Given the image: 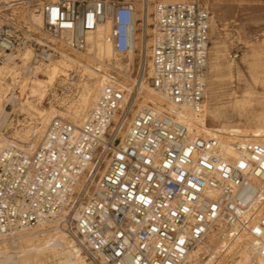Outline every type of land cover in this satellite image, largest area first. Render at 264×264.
Returning a JSON list of instances; mask_svg holds the SVG:
<instances>
[{"label": "built area", "instance_id": "2783aa9c", "mask_svg": "<svg viewBox=\"0 0 264 264\" xmlns=\"http://www.w3.org/2000/svg\"><path fill=\"white\" fill-rule=\"evenodd\" d=\"M208 1L56 0L42 12L46 30L65 35L79 52L89 34L111 22L108 39L124 56L152 18L151 86L201 115ZM32 43L0 21V63ZM147 49L145 42L141 52ZM52 55L43 50L35 59ZM141 67L144 76L145 62ZM138 92L136 84L105 83L82 124L54 117L34 150L10 145L0 152V238L63 218L96 264H187L208 232L223 225L264 259V142L193 134L175 114L136 107Z\"/></svg>", "mask_w": 264, "mask_h": 264}, {"label": "bare ground", "instance_id": "6f19581e", "mask_svg": "<svg viewBox=\"0 0 264 264\" xmlns=\"http://www.w3.org/2000/svg\"><path fill=\"white\" fill-rule=\"evenodd\" d=\"M28 1L29 0H4L0 2V9L6 8L5 10H8L14 5L17 7V4L27 3ZM10 10L12 11V9ZM29 10L30 9H28V11ZM40 11L41 10L34 9L33 12H29L27 19L29 20L30 27L37 32H41L44 25L42 13ZM20 17L21 16H19V18ZM136 17H138V15ZM148 23H150V18L148 19ZM148 23L147 26L143 27L144 32H141L143 37L138 32H135L134 49L131 53L126 55V57L132 56L134 60L136 53H139L137 50L141 46L140 38L142 43L145 44V36L148 34ZM214 27V19H211L210 34L214 31ZM138 29L139 25H136L135 30L137 31ZM111 30L112 25L109 21L100 25L96 31L88 35L87 48L84 51H80L77 55L68 51L66 47L68 43H66L65 35H61L59 38L56 35L53 36L50 41L53 43H60V48L58 47L59 50H57L58 58H49L47 60L48 62L46 61L47 63L41 62L34 66L35 73L30 77H22L20 75L17 63L14 59H11L13 54H10L7 57L8 61L4 62L3 65L0 64V125H4L7 122L10 114L4 109V100L6 99V101L10 103L16 104L18 99L15 95L16 93H12V95L9 96L12 84L20 89L19 91L22 95H25L27 92L26 89H29L30 94L28 95V99L29 97H36L42 102L45 100L48 91H52L57 81H61L60 83H62V85L63 83L68 84L69 71H72L73 67L80 69L81 79L78 83L73 82L66 85L65 90L63 89L64 91L61 92V95L65 94L64 97L66 96V99L69 97L68 101H66L64 97H60V100L63 101L62 106L65 108V112L56 110L52 105H50L48 109H41L38 111L40 120L36 127L38 128L37 132H41L52 117L67 118L75 125L82 124L99 95L104 82L109 80L106 69H123L129 66V63H124L120 58L116 57L113 43L108 39ZM35 34L37 33L35 32ZM42 41L43 39L41 42ZM110 54L111 56L109 57ZM19 57H21L23 64H26V61H29L31 57V49H25ZM243 60L247 63L251 71L253 83L264 88V76H261L264 72V40L260 41L258 45L252 46L249 50V54ZM107 61H109V63ZM235 67L238 68V65L230 63L226 67L225 76H231ZM103 69L105 72H102ZM29 70L30 69L27 67V72H29ZM120 73L122 74V72ZM39 75L43 77L41 78ZM123 75L128 81L133 82V86L135 84L139 86V92L135 98V104L138 108L150 104L154 105L170 114H175L178 120L188 125L190 132L193 134H200L205 137H219L224 143H229L236 138L264 142V90L253 88L246 92L244 100H236L234 104H228L240 113L247 111L248 108H252L255 104L261 105L263 111H258L261 112L258 116L256 114L259 125L255 128L233 126V124H228L223 118L225 108L220 104L219 84L222 82L221 80L223 79L224 73L221 63V51L218 45L211 46L209 49L208 92L204 105V112L201 115L195 114L185 108L179 109L178 106L169 102L165 96L148 84L143 74L139 80L125 74ZM7 78L11 79V83H9ZM73 84H77L76 88H73ZM15 86L12 87L14 88ZM28 99H26V103H29ZM208 119H211L213 123H218V125L210 126L208 124ZM29 136L30 134L27 132L26 139H28ZM9 143L10 141L0 140V152L3 148L7 147ZM53 230L45 228L44 225H42L40 228L33 230L32 233H27L18 237L22 238L23 241L11 239V241L16 242V244L11 243L10 248L13 254L8 253V251L0 253V264H81V253H79V250L74 252L69 248L66 243L65 234L62 231H56L53 234L47 235L48 232ZM225 231L223 225L212 228L206 235L205 240L189 255L187 264H264L263 258L253 256L251 252L252 249L249 248V244L246 241L247 239L245 240L242 236L234 240L230 239ZM2 242L5 243L6 239ZM2 248L3 247H1L0 250ZM204 253L208 254L206 260L201 257ZM229 256H237L238 259L232 260L229 259ZM253 261L254 263H252Z\"/></svg>", "mask_w": 264, "mask_h": 264}, {"label": "rangeland", "instance_id": "374dc122", "mask_svg": "<svg viewBox=\"0 0 264 264\" xmlns=\"http://www.w3.org/2000/svg\"><path fill=\"white\" fill-rule=\"evenodd\" d=\"M3 1L4 0H0V2H3ZM52 1H56V0H29L27 3L17 4V7L16 5L12 6V8H10L12 9V11L10 9L5 10L6 8L0 9V21L8 22L12 24L19 33L27 36L33 41L31 45L25 48V49H31V57L29 61H26V64H23L21 57H19L21 53L25 51V49L14 51L12 53L13 56H11L12 57L11 59H14V61L17 63L18 72H20V75L22 77L33 76L35 73L34 66L40 64L41 62L43 63L48 62L45 59L36 60L35 56L37 52L39 53V52H42L43 50H46L48 52L53 53L54 56L52 55L51 58H54V59L58 58L57 50H59L60 48V43H53L52 41H50V39L55 35L52 34L51 36V33L46 30L45 25H43L41 32L35 31L34 29L30 27L29 20H27L28 13L33 12L34 9H38V10H41L40 12L42 13V20L44 24V16H43L42 8L44 4L48 2H52ZM206 5L208 6L211 12V17L212 19H214V24H215L214 31L211 32L210 34L209 49L211 46L218 45L221 51V63L223 67L224 76H223V79L221 80L222 82H220L219 84V90H220L219 97H220L221 106L225 108L223 118L226 120L228 124L230 125L233 124V126H240L242 128H255L257 125H259L256 114L258 116L261 113L258 111H263V107L261 105L255 104L252 108H248L247 111L242 112V113H240L238 110H235L233 107H230L229 105L234 104L236 100H240V101L241 99L244 100L246 92L253 88H258V89L260 88V90L262 91L264 90L263 87L259 85H255L253 83L251 71L247 63L243 60L249 54V50L252 46L258 45L260 41L264 40V0H209L206 3ZM28 9L30 10L28 11ZM19 16L21 17L19 18ZM138 17H140V15ZM8 18H9V21H8ZM148 24H149L148 34L145 36V42H147V46H148L146 54L145 52L143 53L141 52L142 46H143L141 38H140L141 46L137 50V52L139 53H136L134 60L132 56L126 57L124 55H120L114 52L116 57L120 58L124 63H129V66L123 69L107 68L106 73L109 77L108 78L109 80H106L104 84L115 81L116 83H120L124 85L127 89H132L133 82L128 81L124 77L123 74L131 76L132 78L134 77V79L139 80L142 75L141 66L143 65L142 63L145 62L146 64H145L144 78L148 81V84L151 85L150 79H149L150 74H151L150 72L151 64H150V59H149V56H150L149 46L151 45V36H152V27H151L152 18H150V23ZM140 29L141 27L139 25L138 30ZM35 32L37 34H35ZM141 32H138V33L143 37ZM254 36H256L257 38L255 39ZM42 39L43 41L41 42ZM66 43H68L67 40H66ZM66 47L68 48L69 52L76 54V55L79 54V51H75L71 49L68 45ZM237 51H240L239 56L237 58H234L233 55ZM211 53H210V57H211ZM110 56L111 54L109 55V57ZM132 60H133V63H132ZM7 61L8 59L4 60L0 64L3 65V63ZM107 62L109 63V61ZM230 63L238 65V68L236 67L234 68L231 76H225L226 67ZM27 67H32L33 71L29 70V72H27ZM112 69H115V70H112ZM119 71L122 72V74ZM102 72H105V70L103 69ZM69 73L70 75L68 77V84L63 83L62 85V83H60L61 81L60 82L57 81L54 84L52 91H48L45 100H43L42 102H40L36 97H29L28 99V95L30 94L29 89H26L27 92L25 93V95H22L21 92L19 91L20 89L12 84L11 89L9 91V96L12 95V93L14 94L16 93L15 95L18 99H17L16 104H12L9 101H6V99L4 100V109L7 110L10 114H9V118L7 122L4 125H0V140L10 141L9 143L10 145L13 144L24 150H28V151L34 150L42 137L41 135H43L48 123L50 122L49 121L45 125V127L42 129L41 132L38 131L39 132L38 134L37 132L38 128L36 127L38 121L40 120L38 111H40L41 109H48L50 105H52L54 106L56 110L65 112V108L62 106L63 101L60 100V97H64L65 94L61 95V92L65 90L66 85H69L70 83H73V82L78 83L79 80L81 79L80 77L81 71L79 68L73 67L72 71H69ZM261 76H264V72L261 74ZM39 77L42 78L43 76L39 75ZM7 80H9V83H11L10 78H7ZM76 85L77 84H73L72 85L73 88H76ZM12 86H15L16 88L15 87L13 88ZM64 98L66 101L69 100L68 99L69 97H67L66 99V96H65ZM26 99H28L31 106L29 103H26ZM135 106L137 107V105ZM208 124L210 126L218 125V123H213L211 119H208ZM24 129L25 130L27 129V130L25 131ZM27 132L31 136V137L29 136L28 139H26ZM234 140H240V139L236 138V139H233L232 141ZM68 214L74 218L77 215V210H73L72 212L69 211ZM62 220L63 218H61V221L59 220L56 222H50V223L45 224L44 225L45 228L52 229V230L56 229L51 232H48L47 235L53 234L56 231H59V232L62 231L65 234L66 243L68 244L69 248L72 249L74 252H76V250H79V253H81V257H82L80 261L81 264H85V263L86 264H96L94 260L92 259V257L90 256V254L86 251L84 246L81 244L80 239L75 234L74 230L69 229L66 224L62 223ZM41 226L42 225H39L29 230L19 231L15 234L14 237H10V238L1 237L0 243L4 239H6V242L5 243L2 242L0 244V248L3 247L0 250V253L8 251V253L13 254L10 247H11V243L16 244V242L11 241V239H17V241L19 240L23 241L22 238H18V237L21 235L27 234V233H32L33 230H36L40 228ZM225 233L228 235V237H230L228 234L229 233L228 230H226ZM238 237L239 236L230 237V239L234 240V239H237ZM242 237L245 238L244 236ZM249 248H250V244H249ZM207 255L208 254L204 253L201 257L206 260ZM229 259L234 260L238 258L237 256H229ZM252 263H254V261Z\"/></svg>", "mask_w": 264, "mask_h": 264}]
</instances>
